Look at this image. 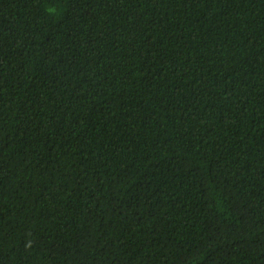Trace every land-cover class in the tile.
I'll return each mask as SVG.
<instances>
[{
  "label": "trees",
  "instance_id": "obj_1",
  "mask_svg": "<svg viewBox=\"0 0 264 264\" xmlns=\"http://www.w3.org/2000/svg\"><path fill=\"white\" fill-rule=\"evenodd\" d=\"M0 264H264V0H0Z\"/></svg>",
  "mask_w": 264,
  "mask_h": 264
}]
</instances>
